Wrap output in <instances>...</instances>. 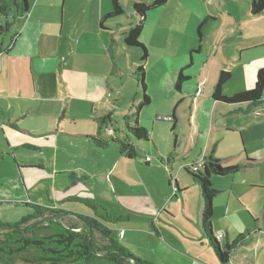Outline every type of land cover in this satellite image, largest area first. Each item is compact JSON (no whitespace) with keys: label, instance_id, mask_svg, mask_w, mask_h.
I'll return each mask as SVG.
<instances>
[{"label":"crops","instance_id":"obj_1","mask_svg":"<svg viewBox=\"0 0 264 264\" xmlns=\"http://www.w3.org/2000/svg\"><path fill=\"white\" fill-rule=\"evenodd\" d=\"M137 1L104 28L112 0H29L23 13H8L5 1L0 164L11 156L32 165L17 164L19 185L28 186L21 171L50 165L51 172L44 179L47 200L35 197L32 181L27 196L20 188L0 196V221L16 222L35 207L98 214L111 217L107 224L119 241L148 263L224 264L203 231L201 187L189 168L213 155L223 166L242 165L211 176L212 231L223 234L216 238L221 245H233L225 264H264V98L259 105L213 98L223 70L231 72L225 95L254 87L264 68V10L253 14L254 0H168L148 11L140 41L148 50L150 102L137 115L142 52L124 42L140 21ZM181 70L187 79L178 90ZM137 125L147 139L131 132ZM18 149L40 152L46 163L22 161ZM85 207L92 211L83 213Z\"/></svg>","mask_w":264,"mask_h":264},{"label":"trees","instance_id":"obj_2","mask_svg":"<svg viewBox=\"0 0 264 264\" xmlns=\"http://www.w3.org/2000/svg\"><path fill=\"white\" fill-rule=\"evenodd\" d=\"M168 0H140L133 4L134 12L140 17L138 24L132 26L124 36V42L130 47L139 48L142 52L141 64L136 68L139 84L144 92L142 102L137 106V115L140 109L150 102V97L145 93V68L144 62L148 57L147 47L140 41L143 29V20L146 13L152 9L164 5ZM1 11L6 12L4 0H0ZM18 9L27 12L29 0L16 1ZM264 10V0H254L251 3V12L259 14ZM125 9L120 0H112V11L105 14L100 26L104 28V21L111 17L122 15ZM9 23L0 24V34L3 29H8ZM230 71H221L213 91V98L217 101L236 104L249 103L259 105L264 98V68L257 71L255 85L252 89L225 95L223 93L225 84L230 80ZM187 76L181 70L177 76L176 88L181 89ZM103 124L99 123V127ZM131 132L139 139H147L148 132L138 125L130 128ZM98 141V140H97ZM103 146V142H99ZM120 149L133 155L134 149L123 142H118ZM130 148V149H129ZM242 165L223 166L220 160L213 155L205 156L202 160V170L191 171L193 178L201 187L203 206L201 222L205 236L208 238L219 260L227 263L233 245L227 243L221 245L212 231V217L214 212L213 199L217 190L211 183L214 174L223 175L239 170ZM72 216L78 220L81 226L73 223L64 224V217ZM111 217L95 215L71 214L62 209H51L35 207L34 212L22 217L12 223L0 221V261L9 264L15 258L23 257L26 252L33 250V256L28 260L36 264H151L136 257L125 247L109 228V222L113 223ZM256 224H253L252 229ZM46 234H40L43 230ZM99 233L103 241L99 243L95 233ZM25 257V256H24Z\"/></svg>","mask_w":264,"mask_h":264},{"label":"rangeland","instance_id":"obj_3","mask_svg":"<svg viewBox=\"0 0 264 264\" xmlns=\"http://www.w3.org/2000/svg\"><path fill=\"white\" fill-rule=\"evenodd\" d=\"M4 1H6V2L8 1V4H9V6L7 7L8 13H10V11H12V10H13V12H17L18 5L16 4V1H19V0H4ZM133 1L134 0H121L122 4L124 5L125 12L129 7H131L130 10H132V6H130V5H132ZM146 1H151V0H146ZM1 6H2V4L0 3V9H1ZM8 33H6L5 35H8ZM9 39H10V37L8 35L7 40H9ZM261 57H263V60H264V55H262ZM127 75L128 74H126V80L129 81L128 87H131L132 80H130V78L127 77ZM142 145H143V143H142ZM16 153H18L19 155L22 153L20 156L22 158V161L28 162L30 160H33V161H37V162L43 161V163H46V160H42L40 152L35 153V152L29 151L27 149H22V150L18 149L16 151ZM8 157H10V158H8ZM7 159H8V162H4L3 164L2 163L0 164V172L2 174H4V177L2 180V186H1V190H0V196L4 197V196L10 195V194L15 195L17 188H20L26 194V187L30 190L31 185L36 184V190H33L35 197H42L45 200H47L48 194L46 193V188H45L46 184H45L44 179L46 177L49 178V175L51 172V166L50 165L47 166L46 167L47 169L46 168H43V169L36 168V169L21 171L23 174V180H26L28 182L27 183L28 186H26V184H24L23 181H21V184L19 185L18 184V177L15 178L14 170H15V172L18 173L16 175V176H18L19 175L18 166L24 167V166H32V165H23V164H21V162L18 158L15 159L14 157H11V156H7ZM17 164H18V166H17ZM34 167H39V166L35 165ZM30 181H32V184ZM40 182H43V185ZM14 188L16 189L15 192H14ZM26 196H27V194H26ZM4 202H5V204L7 203V201H4ZM11 204H13V203H11ZM1 209L7 211L9 208L4 205V206H1ZM27 209L30 211V208H23L24 211H27ZM81 211L83 213H90L92 210L90 208L85 207V208H82ZM63 220L64 221H62V222L66 225L68 223H73L77 226H81V224L78 222V220L72 216H67V217L65 216ZM215 232H216V235L218 236L219 241H222V238L219 237V232H217V231H215ZM46 233H47V231L44 229L40 234H46ZM1 238H3V236L0 233V239ZM95 238L99 243H101L103 241V238L100 236V234L98 232L95 233ZM24 256L19 257V258H15V260L11 261L9 264H36V263H33V262L28 260L29 258H31V256H33V250L26 252ZM0 264H5V263L0 261Z\"/></svg>","mask_w":264,"mask_h":264},{"label":"built area","instance_id":"obj_4","mask_svg":"<svg viewBox=\"0 0 264 264\" xmlns=\"http://www.w3.org/2000/svg\"><path fill=\"white\" fill-rule=\"evenodd\" d=\"M168 119H171V117H168ZM105 134L107 137H112L115 134L114 128L113 127H110V128L107 127L105 129ZM146 160L151 161V157H147ZM201 167H202V161H199L198 163L191 164L189 168L191 171L197 172V171L201 170ZM222 236H223V234L219 233V237L221 238ZM216 238L218 239L217 235H216Z\"/></svg>","mask_w":264,"mask_h":264},{"label":"flooded vegetation","instance_id":"obj_5","mask_svg":"<svg viewBox=\"0 0 264 264\" xmlns=\"http://www.w3.org/2000/svg\"><path fill=\"white\" fill-rule=\"evenodd\" d=\"M4 30V29H3Z\"/></svg>","mask_w":264,"mask_h":264}]
</instances>
